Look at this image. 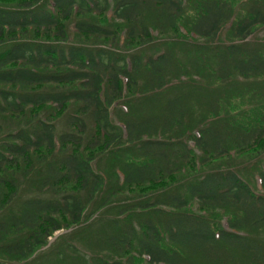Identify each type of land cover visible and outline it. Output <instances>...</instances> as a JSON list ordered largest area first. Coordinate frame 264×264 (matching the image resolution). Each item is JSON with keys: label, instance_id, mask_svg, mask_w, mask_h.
Here are the masks:
<instances>
[{"label": "trees", "instance_id": "16d2710c", "mask_svg": "<svg viewBox=\"0 0 264 264\" xmlns=\"http://www.w3.org/2000/svg\"><path fill=\"white\" fill-rule=\"evenodd\" d=\"M50 1L0 0V215L32 174L44 195L0 216V264L118 194L97 264H264V0ZM132 144L107 185L93 163Z\"/></svg>", "mask_w": 264, "mask_h": 264}, {"label": "rangeland", "instance_id": "374dc122", "mask_svg": "<svg viewBox=\"0 0 264 264\" xmlns=\"http://www.w3.org/2000/svg\"><path fill=\"white\" fill-rule=\"evenodd\" d=\"M254 37L263 38L264 32L258 31ZM163 48L162 42H156L153 44V48L149 52L161 51ZM194 76L195 79H197V76L193 75V78ZM194 86H196L195 88L197 89V92L207 90L202 89L201 86ZM162 98L163 96L156 98L154 103H158V101ZM118 106L124 109L123 103H119ZM135 106L136 112H139L145 108L144 106H139L138 104H135ZM114 117L116 118L117 115H114ZM4 122L6 125L11 126V123L7 122V120L3 121V124ZM191 145L193 144L191 143ZM37 177V174H32L31 176H28L22 180L18 196L7 208V210H5V212L0 215L2 217L1 219L7 218L11 213H13L12 211H18L22 203L28 197L35 195L44 196L35 188ZM256 181L257 183L259 182L257 176ZM125 195L127 194H118V199L121 202H125ZM95 219L96 218L90 220L89 218L87 224L77 229H64L56 232L55 236L50 239L48 246L44 247L43 249H39L36 254H34L27 261L14 262V264H83L86 262L97 264L98 256L106 257L109 255V253H111L109 249L100 245V242L106 235L113 234L116 226L111 225V218H106V220Z\"/></svg>", "mask_w": 264, "mask_h": 264}]
</instances>
